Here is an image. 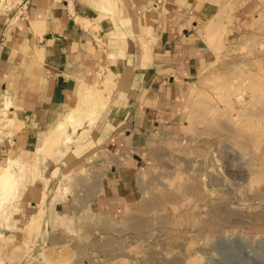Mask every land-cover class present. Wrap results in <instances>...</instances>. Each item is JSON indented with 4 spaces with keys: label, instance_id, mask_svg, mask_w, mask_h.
Returning a JSON list of instances; mask_svg holds the SVG:
<instances>
[{
    "label": "rangeland",
    "instance_id": "rangeland-1",
    "mask_svg": "<svg viewBox=\"0 0 264 264\" xmlns=\"http://www.w3.org/2000/svg\"><path fill=\"white\" fill-rule=\"evenodd\" d=\"M4 1L0 10L14 2ZM92 1L96 10L111 3ZM216 8L205 33L212 61L188 90L182 123L142 154L134 203L102 196L112 167L105 153L53 184L31 165L0 210V264H264V0H217ZM97 85L80 94L78 109L94 108ZM7 104L0 100V144L11 146ZM83 116L81 130L54 133L39 156L58 151V161L81 143ZM67 174L76 177L64 187ZM22 200L38 207L23 217Z\"/></svg>",
    "mask_w": 264,
    "mask_h": 264
},
{
    "label": "crops",
    "instance_id": "crops-1",
    "mask_svg": "<svg viewBox=\"0 0 264 264\" xmlns=\"http://www.w3.org/2000/svg\"><path fill=\"white\" fill-rule=\"evenodd\" d=\"M92 2L14 0L0 10V100L10 103L15 132L0 158L30 157L24 162L53 184L105 153L112 167L102 196L133 204L142 154L182 123L188 90L212 61L205 33L217 0H111L100 10ZM107 78L106 106L85 139L58 161V151L40 157L43 138L80 94ZM30 207L38 206L22 200L21 216Z\"/></svg>",
    "mask_w": 264,
    "mask_h": 264
},
{
    "label": "bare ground",
    "instance_id": "bare-ground-1",
    "mask_svg": "<svg viewBox=\"0 0 264 264\" xmlns=\"http://www.w3.org/2000/svg\"><path fill=\"white\" fill-rule=\"evenodd\" d=\"M3 2H5L4 0H0V4H2ZM101 5L103 6L104 0H100ZM106 2V1H105ZM108 5V4H107ZM212 23V22H211ZM211 25V24H210ZM209 26V25H208ZM212 26V25H211ZM208 27L207 32L206 33H210L213 29V27ZM206 29V28H205ZM209 40V39H208ZM103 79V78H102ZM112 83V80L110 78H107L105 81L101 80V87L100 85V90H98L101 95L97 96L96 98V103H94L95 105L93 106L94 108L91 109L90 111H88L87 113L84 111V106H80L79 109L78 107L72 111H70L68 114H66L62 120L57 124V126L55 127V129L53 131H51V135L50 133L45 136L43 138V148L41 147L40 150L46 148H50V146L54 143L52 142V137H55L54 133L57 132H65L66 129L69 127L72 130H75L77 132V129H82L81 127H83V119H82V115H84L83 117L85 118V122H87L88 127L85 128L82 132L81 135L84 133V137L87 136V134L89 133V130L91 128H93L95 126V124L97 123L102 111L104 110L106 103H107V98L109 95L108 92V88L110 86V84ZM260 83V82H259ZM98 86V85H97ZM259 86V85H258ZM94 88V87H93ZM93 88H89L87 89L86 92H92L91 90ZM255 90V87H254ZM263 90V89H262ZM103 92V95H102ZM98 95V93H97ZM87 96V95H86ZM89 96V95H88ZM92 97V96H91ZM87 99V98H86ZM84 99V100H86ZM89 99V98H88ZM94 99V98H93ZM109 101V100H108ZM86 102V101H85ZM92 103V102H91ZM78 104V103H77ZM83 104V103H81ZM86 104V103H85ZM8 105V104H7ZM6 105V106H7ZM8 107V106H7ZM9 108V107H8ZM82 109V110H81ZM84 111V112H81ZM6 113V112H5ZM12 122V120H10ZM89 129V130H88ZM232 129V128H231ZM73 133V131H72ZM73 135H75V133H73ZM246 135V134H245ZM249 136V134L247 135V137ZM67 137V136H66ZM70 137H67L66 142L70 141ZM80 137V136H79ZM60 141V140H59ZM54 147V146H53ZM69 147V146H68ZM38 149V148H37ZM35 153V152H34ZM51 153V152H50ZM69 153V152H68ZM32 156V155H31ZM33 158V157H32ZM29 166H31V164L24 162L23 160H21V158L17 155H11L5 162L4 165H0V210H2V207L4 206L5 202L7 201L8 198L11 197L12 193L15 192L16 190V185L18 184L16 182V178L18 179V177H21V180L24 178V175H26L27 171H29ZM84 171V170H83ZM86 171V170H85ZM84 173V172H82ZM15 175H17L15 177ZM76 174H67L64 176L65 179V183H64V187L72 184L74 178ZM70 183V184H69ZM9 200V199H8ZM42 212L43 211H39L37 217L34 218V220L32 221L31 226L34 225V228L37 227L40 223L41 220V216H42ZM37 214V213H36ZM216 217V216H215ZM219 218V217H217ZM204 221V220H203ZM206 222V221H205ZM110 223V222H109ZM211 223V221H210ZM104 224V223H103ZM218 224V223H217ZM30 225V224H29ZM220 225V224H219ZM262 225V224H261ZM30 226V227H31ZM212 226V225H211ZM253 227V226H252ZM258 227V226H257ZM214 228V226L212 227ZM218 228V225H217ZM220 228V227H219ZM260 228V227H259ZM206 229V228H205ZM255 229V228H254ZM221 230V229H220ZM222 232V231H221ZM261 232V231H260ZM216 233V232H215ZM218 233V232H217ZM254 233V232H253ZM257 233V231H256ZM1 235V234H0Z\"/></svg>",
    "mask_w": 264,
    "mask_h": 264
}]
</instances>
